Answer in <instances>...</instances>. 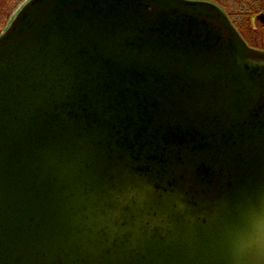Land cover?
Masks as SVG:
<instances>
[{
    "label": "water",
    "instance_id": "water-1",
    "mask_svg": "<svg viewBox=\"0 0 264 264\" xmlns=\"http://www.w3.org/2000/svg\"><path fill=\"white\" fill-rule=\"evenodd\" d=\"M0 264H264V52L212 3L27 0L0 36Z\"/></svg>",
    "mask_w": 264,
    "mask_h": 264
},
{
    "label": "rangeland",
    "instance_id": "rangeland-1",
    "mask_svg": "<svg viewBox=\"0 0 264 264\" xmlns=\"http://www.w3.org/2000/svg\"><path fill=\"white\" fill-rule=\"evenodd\" d=\"M27 0H0V35L5 31L9 26L11 20L14 18L16 12L23 6ZM218 4L222 9H224L229 16L233 19H236L242 12L247 10L256 9L257 5L263 8L264 0H255V3L248 8H243L241 2L237 3V0H200ZM243 22V23H242ZM243 27V32L247 42L255 48L264 47L263 34H264V25L258 20L243 19L239 24Z\"/></svg>",
    "mask_w": 264,
    "mask_h": 264
},
{
    "label": "flooded vegetation",
    "instance_id": "flooded-vegetation-1",
    "mask_svg": "<svg viewBox=\"0 0 264 264\" xmlns=\"http://www.w3.org/2000/svg\"><path fill=\"white\" fill-rule=\"evenodd\" d=\"M196 1V0H195ZM260 1V0H259ZM238 2H241V5L243 8H248L250 6H252L253 3H255V0H237V3ZM263 6H264V2L262 3ZM228 15V14H227ZM229 19L231 21V23L233 24V26L235 27V29L237 30V32L240 34V36L242 37V39L247 43V45L249 47H251L252 49H255V50H261V51H264V47H260V48H255V47H252L246 40L245 38V34L243 32V27H241L239 24H240V21L243 20V19H248L251 21L253 20H258L259 22H262V24L264 25V7L261 8L257 5L256 9H249L247 10L246 12H242L240 13L238 16H236V19H233L231 16H229ZM243 23V22H242ZM262 42L264 43V34H263V40Z\"/></svg>",
    "mask_w": 264,
    "mask_h": 264
}]
</instances>
